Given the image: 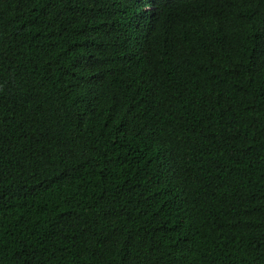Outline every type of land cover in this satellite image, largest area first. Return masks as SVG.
I'll return each mask as SVG.
<instances>
[{"label":"trees","instance_id":"trees-1","mask_svg":"<svg viewBox=\"0 0 264 264\" xmlns=\"http://www.w3.org/2000/svg\"><path fill=\"white\" fill-rule=\"evenodd\" d=\"M0 264H264V0H0Z\"/></svg>","mask_w":264,"mask_h":264}]
</instances>
